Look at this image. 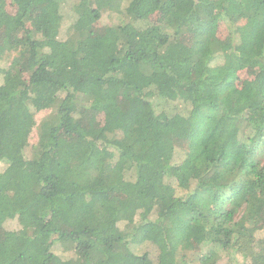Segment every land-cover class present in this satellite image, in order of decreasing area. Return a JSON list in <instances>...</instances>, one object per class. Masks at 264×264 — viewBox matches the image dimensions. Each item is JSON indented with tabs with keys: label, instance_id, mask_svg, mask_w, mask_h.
<instances>
[{
	"label": "trees",
	"instance_id": "16d2710c",
	"mask_svg": "<svg viewBox=\"0 0 264 264\" xmlns=\"http://www.w3.org/2000/svg\"><path fill=\"white\" fill-rule=\"evenodd\" d=\"M9 3L0 264H264V0Z\"/></svg>",
	"mask_w": 264,
	"mask_h": 264
},
{
	"label": "rangeland",
	"instance_id": "374dc122",
	"mask_svg": "<svg viewBox=\"0 0 264 264\" xmlns=\"http://www.w3.org/2000/svg\"><path fill=\"white\" fill-rule=\"evenodd\" d=\"M7 9L13 13L15 11L14 7L12 5H10L9 0H7ZM5 33H0V41H2L6 35H4ZM22 31L18 30L17 32H15V34H12L10 37L11 41H14V39H16L19 36H22ZM216 37L221 41V42H227L228 41V28L226 26V24L224 22H221L219 29L216 33ZM255 70L247 68V69H243L241 71L238 72V81L241 80H245V79H249L251 77H253ZM180 145V146H179ZM178 146L182 147L184 149H186L187 147V142L186 140H183ZM260 233V232H259ZM189 243L190 245L193 246V248H199V244H198V238L195 235H190L189 236ZM219 264H224V260L221 259Z\"/></svg>",
	"mask_w": 264,
	"mask_h": 264
}]
</instances>
